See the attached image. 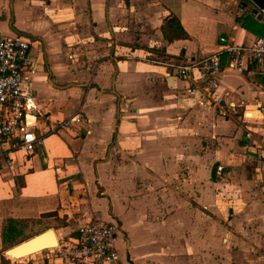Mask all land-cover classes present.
Returning a JSON list of instances; mask_svg holds the SVG:
<instances>
[{
  "label": "crops",
  "instance_id": "1",
  "mask_svg": "<svg viewBox=\"0 0 264 264\" xmlns=\"http://www.w3.org/2000/svg\"><path fill=\"white\" fill-rule=\"evenodd\" d=\"M245 2L0 0V34L32 42L39 132L81 118L10 166L0 157V264H61L53 247L9 256L23 239L4 237L9 219L29 238L52 229L58 244L93 217L119 223V264H264V61L236 72L222 57L216 94L235 112L224 118L188 81L141 60L264 37V22L237 15ZM171 16L186 38L163 36ZM219 164L225 180L212 173Z\"/></svg>",
  "mask_w": 264,
  "mask_h": 264
},
{
  "label": "built area",
  "instance_id": "2",
  "mask_svg": "<svg viewBox=\"0 0 264 264\" xmlns=\"http://www.w3.org/2000/svg\"><path fill=\"white\" fill-rule=\"evenodd\" d=\"M251 11L254 16L264 13L250 0L241 3L236 11L243 15ZM32 42L21 35L0 34V157H6V164L12 165L10 155L19 151L22 155L33 153L42 144L44 137L80 123L75 114L55 124L46 125L39 132L42 120L35 102L33 78L37 72L36 59L32 55ZM226 67L242 72L250 63L264 61V37L257 36L249 43H236L230 37L220 36L217 49L206 55L178 59L164 53L150 51L141 57L149 64L162 66L177 77L188 81V89L198 95L202 105L215 106L224 118L234 116V103L216 94L219 86L222 57ZM264 112V106L260 108ZM248 113L237 115L241 123H248ZM248 130L247 136H250ZM225 171L217 165L215 176L222 179ZM120 230L117 221H103L90 218L80 224L77 235L72 239H61L52 249L53 256L61 264H119L115 240ZM146 264H160L148 261Z\"/></svg>",
  "mask_w": 264,
  "mask_h": 264
},
{
  "label": "water",
  "instance_id": "3",
  "mask_svg": "<svg viewBox=\"0 0 264 264\" xmlns=\"http://www.w3.org/2000/svg\"><path fill=\"white\" fill-rule=\"evenodd\" d=\"M257 6V8H264V0H250ZM256 18L264 22V13H257ZM57 245L52 229H47L41 233H38L6 250V253L13 257L19 258L31 253L48 249Z\"/></svg>",
  "mask_w": 264,
  "mask_h": 264
},
{
  "label": "trees",
  "instance_id": "4",
  "mask_svg": "<svg viewBox=\"0 0 264 264\" xmlns=\"http://www.w3.org/2000/svg\"><path fill=\"white\" fill-rule=\"evenodd\" d=\"M246 15L254 16L251 11H248L246 13ZM242 25L245 26L246 28L250 29V27L247 26L246 23L242 22ZM161 32H162L163 36L168 41H172V40L177 39V38H186L187 37V34L183 30L178 19L174 16H171L165 20V22L161 25ZM216 166L217 165H215L212 169L213 174H215ZM20 225L18 222L14 221V220L12 221V219H9V221H7L6 224L4 225V230H3L4 237H6L8 239H14V240H20L21 238H23V239L29 238L26 236H30V233L28 232V234L26 236H24L23 234L25 233V229L24 228L20 229L19 228Z\"/></svg>",
  "mask_w": 264,
  "mask_h": 264
},
{
  "label": "rangeland",
  "instance_id": "5",
  "mask_svg": "<svg viewBox=\"0 0 264 264\" xmlns=\"http://www.w3.org/2000/svg\"><path fill=\"white\" fill-rule=\"evenodd\" d=\"M219 165H221V164H219ZM225 175L227 176L228 175V172H227V174H226V172H225ZM225 175H223V177H222V179L221 180H225L226 179V176ZM30 233V232H29ZM28 234V232H25L23 235L24 236H26ZM27 239V238H26ZM26 239H23V240H26ZM22 240V241H23Z\"/></svg>",
  "mask_w": 264,
  "mask_h": 264
}]
</instances>
